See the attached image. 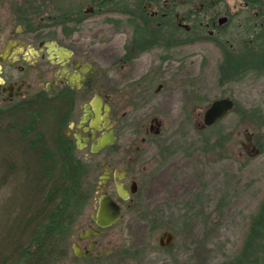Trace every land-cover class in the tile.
Segmentation results:
<instances>
[{"label": "rangeland", "instance_id": "rangeland-1", "mask_svg": "<svg viewBox=\"0 0 264 264\" xmlns=\"http://www.w3.org/2000/svg\"><path fill=\"white\" fill-rule=\"evenodd\" d=\"M227 3L232 12L242 13L227 31L239 48L249 10L240 0ZM106 19L92 17L72 43L90 53L93 64L113 69L119 77L116 60L130 31L113 27ZM60 42L70 44L64 38ZM158 58V54L144 56L140 69L155 67ZM222 60L218 47L204 43L172 55L163 64L168 73L167 91L149 108L165 114L163 133L135 171L139 173L138 197L129 208L124 207L123 220L101 237L80 239L79 234L87 231L91 222L84 220L79 226L73 243L92 250V258L101 260L76 259L71 247L63 264H224L240 254L252 218L264 201V154L256 147L257 142H264V129L247 126L239 113L256 108L264 113V76L251 74L220 87ZM223 98L234 100L235 110L218 125L205 128L206 110ZM227 135L231 139L224 149L213 148ZM100 174L96 171L90 179L98 181ZM130 184L125 182V187L130 188ZM10 196V188H0L1 216H5L2 208ZM167 232L173 233L175 240L166 248L161 239ZM92 243L94 246L88 248Z\"/></svg>", "mask_w": 264, "mask_h": 264}, {"label": "flooded vegetation", "instance_id": "flooded-vegetation-1", "mask_svg": "<svg viewBox=\"0 0 264 264\" xmlns=\"http://www.w3.org/2000/svg\"><path fill=\"white\" fill-rule=\"evenodd\" d=\"M107 1L0 0V110L10 112L28 100L40 103L43 97L50 98L60 114L58 133L68 138L78 158L91 166V175L101 173L96 181L95 203L97 192L112 197L123 208L124 218V207L129 208L139 193V173L135 171L162 137L165 114L149 108L167 91L168 73L163 64L189 47L215 44L205 39L186 44L182 35L171 37L172 21L180 32L191 30L179 14L171 19V0L142 5L139 0H116L118 6L111 10ZM240 1L248 9L247 3ZM241 15L240 11L232 12L225 0L214 25L222 28ZM94 16L106 17L111 26L130 31L116 60L119 77L113 69L93 64L91 54L72 43ZM223 18L226 22L221 25ZM210 33L213 35V31ZM61 38L70 44L61 43ZM151 54H158V65L140 69V61ZM107 135L115 139L114 143L94 153V145ZM143 170L145 175L146 168ZM117 172L121 178L116 177ZM103 176L107 180L101 192L97 186ZM148 177L151 180L152 176ZM127 181L130 188L125 187ZM117 182L124 185L126 199ZM89 229L102 234L109 230L98 228L92 219Z\"/></svg>", "mask_w": 264, "mask_h": 264}, {"label": "trees", "instance_id": "trees-1", "mask_svg": "<svg viewBox=\"0 0 264 264\" xmlns=\"http://www.w3.org/2000/svg\"><path fill=\"white\" fill-rule=\"evenodd\" d=\"M147 1L162 0H139L141 5ZM242 1L249 14L243 25L244 37L236 48L227 35L236 16L222 28L214 25L225 0H171V19L179 14L191 27L180 32L172 21L171 37L182 35L186 44L210 40L220 49V87L251 74L264 76V0ZM117 6L116 0L107 1L109 10ZM193 98L198 101L195 95ZM59 115L48 97L40 103L33 99L17 104L10 112L0 110V188L11 189L2 208L5 216L0 215V222L5 220L0 225V264H63L79 226L84 220L91 222L97 183L90 179L91 166L79 159L70 140L58 133ZM239 116L247 126L264 129L262 110H241ZM230 139V135L221 137L213 148L224 149ZM256 147L264 154V142ZM224 264H264V201L252 218L242 251Z\"/></svg>", "mask_w": 264, "mask_h": 264}, {"label": "water", "instance_id": "water-1", "mask_svg": "<svg viewBox=\"0 0 264 264\" xmlns=\"http://www.w3.org/2000/svg\"><path fill=\"white\" fill-rule=\"evenodd\" d=\"M226 22V19L223 18L219 21L222 25ZM235 109V101L230 98H223L214 101L210 107L206 110L204 115V127L211 128L217 123L223 121L228 115H230ZM115 139L111 136H105L100 139L97 144L93 147V152L97 153L102 150L104 147L113 144ZM117 178H121V174L119 172L116 173ZM107 176L102 177V181L97 186V189L104 191L101 189L102 185L106 183ZM117 188L122 195L123 199H126L127 192L122 184L119 182L116 183ZM135 186V184H134ZM135 188V187H134ZM99 197L95 203V214L91 216L92 221L96 224V226L100 229H109L115 226L123 219V208L121 205L116 202L112 197L100 194L97 192ZM93 236H102V233L96 229H89L88 231H84L81 233L82 239H91ZM175 240V235L171 232H167L163 235L161 239L162 247H171ZM94 244L91 245L93 247ZM73 252L77 258H90L93 255L92 250H83L76 243L72 246ZM100 254L97 255V257Z\"/></svg>", "mask_w": 264, "mask_h": 264}]
</instances>
